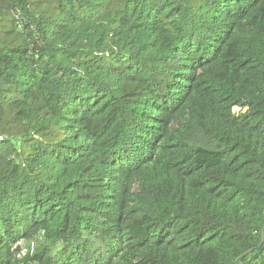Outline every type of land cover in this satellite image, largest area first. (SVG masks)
I'll return each mask as SVG.
<instances>
[{
	"label": "trees",
	"instance_id": "1",
	"mask_svg": "<svg viewBox=\"0 0 264 264\" xmlns=\"http://www.w3.org/2000/svg\"><path fill=\"white\" fill-rule=\"evenodd\" d=\"M0 264H264V0H0Z\"/></svg>",
	"mask_w": 264,
	"mask_h": 264
},
{
	"label": "built area",
	"instance_id": "2",
	"mask_svg": "<svg viewBox=\"0 0 264 264\" xmlns=\"http://www.w3.org/2000/svg\"><path fill=\"white\" fill-rule=\"evenodd\" d=\"M17 246L19 247V252L17 254V258H22L24 255H26L27 253H29V248L32 247L31 244H25V243H17Z\"/></svg>",
	"mask_w": 264,
	"mask_h": 264
}]
</instances>
